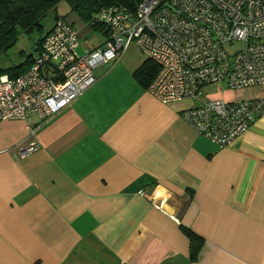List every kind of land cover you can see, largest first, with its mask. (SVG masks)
I'll use <instances>...</instances> for the list:
<instances>
[{
  "label": "crops",
  "instance_id": "0c3cea01",
  "mask_svg": "<svg viewBox=\"0 0 264 264\" xmlns=\"http://www.w3.org/2000/svg\"><path fill=\"white\" fill-rule=\"evenodd\" d=\"M52 12L41 35L63 18L79 54L105 41L65 0ZM145 60L131 44L55 116L0 119V264H264V117L218 148L183 120L190 100L137 81ZM184 229L201 239L194 258Z\"/></svg>",
  "mask_w": 264,
  "mask_h": 264
},
{
  "label": "built area",
  "instance_id": "2783aa9c",
  "mask_svg": "<svg viewBox=\"0 0 264 264\" xmlns=\"http://www.w3.org/2000/svg\"><path fill=\"white\" fill-rule=\"evenodd\" d=\"M96 23L105 41L79 54L78 31L57 18L23 73L0 74V119L55 116L95 82L97 65L131 44L157 66L147 91L162 103L193 102L183 120L216 147L230 145L264 117V96L209 100L201 91L211 83L231 90L264 86V0H139L133 8L100 7L88 25ZM38 147L31 141L19 154Z\"/></svg>",
  "mask_w": 264,
  "mask_h": 264
},
{
  "label": "trees",
  "instance_id": "16d2710c",
  "mask_svg": "<svg viewBox=\"0 0 264 264\" xmlns=\"http://www.w3.org/2000/svg\"><path fill=\"white\" fill-rule=\"evenodd\" d=\"M60 0H11L9 8L13 13V20L7 19L4 10L0 7V52L7 50L17 40L20 32L30 33L34 29L40 32V37L32 45V51L39 53L42 33L41 19L43 16L52 11ZM78 17L89 24L95 12L100 7H106L114 4L126 5L133 8L139 0H65ZM92 27L101 29L98 23ZM34 52L28 53L27 60L24 64L0 71V74H7L15 77L23 73L29 66ZM157 66L150 60L145 62L134 72V77L145 88L149 85L156 74ZM3 72V73H1ZM190 243V256L194 258L201 245V239L198 235L190 230L184 229Z\"/></svg>",
  "mask_w": 264,
  "mask_h": 264
},
{
  "label": "rangeland",
  "instance_id": "374dc122",
  "mask_svg": "<svg viewBox=\"0 0 264 264\" xmlns=\"http://www.w3.org/2000/svg\"><path fill=\"white\" fill-rule=\"evenodd\" d=\"M54 13L52 11L47 12L43 18L40 20L43 27V31L48 27V25L53 20ZM23 36H19L18 40L14 45L9 47L4 52L0 53V67H9V65L15 64L21 54L30 53L32 51L33 42H35L39 36L40 32L36 29L30 33H21ZM239 44V43H238ZM237 42L232 46V48H237L239 45ZM203 99H223V100H234L240 99L247 95V89L241 90H231L226 88L223 84L220 83H211L201 89ZM191 103V102H190ZM193 103V102H192Z\"/></svg>",
  "mask_w": 264,
  "mask_h": 264
},
{
  "label": "water",
  "instance_id": "95a60500",
  "mask_svg": "<svg viewBox=\"0 0 264 264\" xmlns=\"http://www.w3.org/2000/svg\"><path fill=\"white\" fill-rule=\"evenodd\" d=\"M11 0H0V7L4 10L7 19L13 20V13L9 8Z\"/></svg>",
  "mask_w": 264,
  "mask_h": 264
}]
</instances>
